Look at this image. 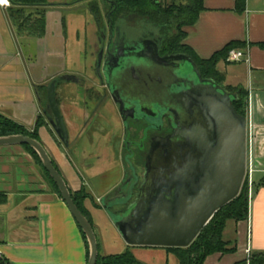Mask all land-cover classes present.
Listing matches in <instances>:
<instances>
[{"label":"crops","instance_id":"0c3cea01","mask_svg":"<svg viewBox=\"0 0 264 264\" xmlns=\"http://www.w3.org/2000/svg\"><path fill=\"white\" fill-rule=\"evenodd\" d=\"M160 1L184 5L176 0ZM97 2L107 8L113 5L103 0H48L45 33L35 36L17 33L7 12L9 0H0L1 115L33 129L47 104L42 86L66 74L79 77L92 66L101 38L90 9ZM203 5L197 23L184 28V43L200 58L212 57L233 41L249 45L247 60L221 61L217 69L225 76V86L242 87L249 94L248 155L252 176L259 174L262 178L253 182L248 219L226 224L223 237L237 247L236 252L213 254L204 263L235 264L247 258L248 250L251 254L264 253V186H260L264 179V49L259 46L264 42V0H246V10L241 14L236 10V0H203ZM82 7L89 14L80 11ZM67 89L76 95H66ZM57 99L70 140H77L76 147L70 153L45 126L39 130L41 143L68 188L73 192L85 188L91 196L85 208L104 255L123 253L129 246L98 203L123 178L121 135L111 137L112 128L96 131L90 111L77 94V83H61ZM112 138L119 141L114 144ZM2 198L0 258L9 264H88V249L77 222L23 146H0ZM143 249L158 251L154 256L168 264L170 254L164 249L133 247L132 252L139 259Z\"/></svg>","mask_w":264,"mask_h":264},{"label":"water","instance_id":"95a60500","mask_svg":"<svg viewBox=\"0 0 264 264\" xmlns=\"http://www.w3.org/2000/svg\"><path fill=\"white\" fill-rule=\"evenodd\" d=\"M107 33V29L101 33L93 64L119 105L121 117L125 122L128 117L143 121L157 131L166 123L171 132L151 139L144 155L145 180L136 200L126 210L104 209L129 247L188 248L241 192L247 174L248 118L234 107L237 95L204 79L192 57L161 56L163 39L154 35L131 39L124 31L116 34L110 49ZM64 81L79 84L77 76L66 74L42 86L52 114L43 110L41 115L72 153L77 140H70L57 99ZM25 145L37 153L85 234L88 264H97L94 227L75 204L44 145L24 135L0 137V146Z\"/></svg>","mask_w":264,"mask_h":264},{"label":"trees","instance_id":"16d2710c","mask_svg":"<svg viewBox=\"0 0 264 264\" xmlns=\"http://www.w3.org/2000/svg\"><path fill=\"white\" fill-rule=\"evenodd\" d=\"M111 1H113V5L109 8V11L112 12V18L114 20L120 15L131 14L137 17V22L145 21L147 24L150 23L154 25L155 14H161L162 19H164L161 26L166 25V30L164 29L160 34L163 38L161 55L165 56L182 53L192 57L204 79H212L217 84L221 85L227 92L237 95L234 107L240 115L247 117L248 92L242 87L225 86V76L218 71L217 65L221 61L227 62L229 53L232 50H245L249 45L246 42L233 41L228 43L222 50L216 52L212 57L202 59L191 47L184 43L187 38L184 28L197 23L199 14L205 9L203 0H189L185 5L170 4L168 6L163 5V2L160 0ZM9 2L10 6L7 11L8 16L15 29H17L18 34L26 33L29 35L41 36L45 33V15L48 0H9ZM90 9L97 23L100 22L101 12L97 4L92 3ZM236 10L240 14L244 13L246 10V0H236ZM259 46L264 49V42L260 43ZM42 89H44V94L47 96V89L44 87ZM44 126L47 127L48 125L42 115L37 118L35 127L29 129L25 125L0 114V137L24 135L41 142L39 130ZM50 132L54 136L51 129ZM55 139L57 138L55 137ZM23 147L40 166L52 190L61 197L56 184L45 170L37 153L29 146L25 145ZM141 157L144 159V155ZM54 166L56 167L55 164ZM260 186H264V179L260 182ZM70 193L79 210L93 225V220L84 206L85 201L90 197L89 193L86 189H82L78 192L70 190ZM249 196L250 192L248 186H243L239 196L216 213L211 222L205 227L190 247L164 248V250H166L168 254L175 256L178 260V264H204L206 259L213 254L220 253L225 255L235 253L237 247L227 242L223 237V233L228 221L240 222L248 219ZM1 200H4V198L0 199V201ZM81 232L88 249L89 259L87 239L82 230ZM132 248L133 247H128L123 253L108 256H102L99 253L97 264H144L134 255ZM0 264H9V262L4 258H0ZM235 264H264V253L251 254L249 259L246 258Z\"/></svg>","mask_w":264,"mask_h":264},{"label":"flooded vegetation","instance_id":"af4514ba","mask_svg":"<svg viewBox=\"0 0 264 264\" xmlns=\"http://www.w3.org/2000/svg\"><path fill=\"white\" fill-rule=\"evenodd\" d=\"M103 1H105L104 3H109L111 0ZM96 4L101 12V19L100 22H98L100 33L107 29L106 45H110V49L112 48L111 45L115 43L117 33L121 34L125 31L131 39L145 36L146 26L143 27L142 30H139L138 27L140 26L138 24L132 25L131 22L126 23L128 22L127 19H132L134 15L123 14L114 20L112 18V12L109 11V7L107 8V6L104 5L102 7L98 2ZM163 20L161 14H155V24L153 27L155 29L150 31V35H154L156 39H163L160 35L166 28V25L161 26ZM111 24L112 30L110 29ZM77 81L79 82V84H77V94L83 99L85 108L90 111L93 120L92 123L96 131L106 132L112 128L114 131L111 137L115 135L117 139L118 135L116 134L121 135L120 141L112 138V143L116 144L118 141L122 143L121 161L123 178L104 196L103 200H98L99 206L101 208L109 207L113 212L117 210H126L127 207L136 200L145 180V163L141 156L145 155V151L152 138L157 135L170 133L171 129L165 123L162 130H151L148 129L145 122H136L129 117L125 122L119 113V105L113 101L110 89L106 84H103L104 78L99 76L94 64H92L89 69L87 68L84 70L83 73H80V76L77 77ZM65 82L70 83L72 81H64L61 83ZM64 93L66 95H76L75 92L68 89L65 90ZM43 110L46 111L48 115L52 114L47 104L44 105ZM114 115H116L117 120H115ZM147 129L148 133L145 138V131ZM128 197H130L129 200H126ZM88 199H91V196ZM126 201L128 202L126 203Z\"/></svg>","mask_w":264,"mask_h":264},{"label":"rangeland","instance_id":"374dc122","mask_svg":"<svg viewBox=\"0 0 264 264\" xmlns=\"http://www.w3.org/2000/svg\"><path fill=\"white\" fill-rule=\"evenodd\" d=\"M177 1V4H179V3H184V5L185 4H187L188 3V1L189 0H176ZM104 3V2H103ZM163 5H165V6H168V5H170V4H168V3H166V2H163ZM87 11L88 12V14H89V11H88V9H86L85 7H82L81 8V10L80 11ZM94 17V16H93ZM86 19H87V22L89 23V18L88 17H86ZM127 21L128 22H126V23H132V25H139L140 27H138V29L139 30H142V28L143 27H145L146 26V31H145V33H144V35L146 36V37H148L149 35H150V31H152V29L154 30L155 28H153L154 27V25H152V24H150V23H146L145 21H139V22H137V17H133L132 19H127ZM124 26V25H123ZM93 48H95V41H93ZM250 151V150H249ZM262 177L259 175V174H254L253 176H252V180H253V182H255V183H258L259 181H260V179H261ZM243 186H248V188H249V192H250V183H249V179H248V177H246L245 178V181H244V184H243ZM97 235V234H96ZM97 240H98V245H99V253L102 255V256H105L104 254H105V252H104V249H103V247L101 246V244H102V242H101V240H100V238H98V235H97ZM145 250H147V252L145 251ZM165 251V250H164ZM142 253L140 254H138V256H139V259H140V261H142L144 264H163V262H162V260L160 259V257L159 256H154V254H158V251H154L153 249H143V251H141ZM146 252V253H145ZM160 252H162V251H160ZM168 264H178V260L176 259V257L175 256H173V255H170V257H169V261H168Z\"/></svg>","mask_w":264,"mask_h":264},{"label":"built area","instance_id":"2783aa9c","mask_svg":"<svg viewBox=\"0 0 264 264\" xmlns=\"http://www.w3.org/2000/svg\"><path fill=\"white\" fill-rule=\"evenodd\" d=\"M8 2H7V6H8ZM248 58V50H232L230 53H229V56H228V59H227V62L228 63H238V62H242V61H245L247 60ZM248 137H249V132H248ZM252 174H253V169L250 165V160H249V155H248V163H247V174H246V177H248L249 179V183H250V194H251V191H252V187H253V180H252ZM251 257V253L250 251L248 250L247 251V259H249Z\"/></svg>","mask_w":264,"mask_h":264},{"label":"bare ground","instance_id":"6f19581e","mask_svg":"<svg viewBox=\"0 0 264 264\" xmlns=\"http://www.w3.org/2000/svg\"><path fill=\"white\" fill-rule=\"evenodd\" d=\"M1 1H2V0H1ZM5 3L7 4V1H6ZM6 4H5V5H6Z\"/></svg>","mask_w":264,"mask_h":264}]
</instances>
